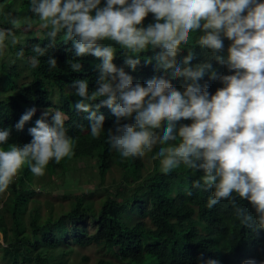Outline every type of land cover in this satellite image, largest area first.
<instances>
[{
  "label": "clouds",
  "instance_id": "9594fccd",
  "mask_svg": "<svg viewBox=\"0 0 264 264\" xmlns=\"http://www.w3.org/2000/svg\"><path fill=\"white\" fill-rule=\"evenodd\" d=\"M29 8L38 25L0 5V56L10 45L21 44L18 29L37 27L44 30L49 44L32 45L34 55L29 62L33 68L61 33L73 44L74 55L67 61L72 70L82 69L75 57L102 58L95 65L99 75L94 90H89L86 78L71 82L81 97L75 108L88 113L90 134L98 137L105 132L106 117L99 110L110 107L115 115L113 126L107 129L111 149L131 157L156 145L163 172L181 164L202 169L203 175L192 184L211 189L208 208L227 200L242 225L264 229V0H29ZM150 12L154 22L145 25ZM196 30L200 34L194 42L234 71L220 74L211 60L191 63L195 58L191 48L181 60L173 61L177 44H190ZM225 37L231 41L226 50ZM105 40L125 49L124 62L133 70L141 62L139 53L152 48L149 63L166 69L169 77L191 82L183 89L160 75L134 82L123 66L114 63L117 49ZM15 56H25L24 45ZM47 63L50 70L58 65L51 55ZM206 74L223 86L210 92L199 82ZM36 111L35 106L27 109L15 128L22 130ZM181 118H191V122L178 123ZM68 119L62 109L48 108L29 127L32 139L23 144L9 143L11 127H0V193L25 163L34 174L43 175L51 159L58 163L72 154L74 139L65 126ZM238 198L250 201L256 214L242 208ZM198 264L221 262L208 258ZM242 264H264V259L247 258Z\"/></svg>",
  "mask_w": 264,
  "mask_h": 264
},
{
  "label": "trees",
  "instance_id": "16d2710c",
  "mask_svg": "<svg viewBox=\"0 0 264 264\" xmlns=\"http://www.w3.org/2000/svg\"><path fill=\"white\" fill-rule=\"evenodd\" d=\"M21 1L26 11L18 15H26L39 22L29 8V0ZM151 22H154V13L150 12L143 24ZM199 34L200 30L192 34L190 44H177L173 61L181 60L191 48L195 51L191 63L211 60L220 74L234 71L216 61L211 50L194 42ZM23 39L20 45L12 48L10 45L7 52L12 56L24 45L23 58L26 62L22 67L29 72L24 73V81H20L23 78L20 76L22 67L0 60V127H11L9 143L23 144L32 139L28 129L43 113L39 110L53 107L47 83L59 80V98L64 102L61 105L58 102L57 106L69 115L65 126L74 139V146L72 154L58 163L51 159L47 165L48 172L66 168L78 158L94 157L99 184L104 181L106 172L117 166L124 181L118 188L122 185L135 187L122 202L105 188L102 189L105 191L104 199L97 209L90 201V195L81 194L73 195L68 210L55 213L52 205L47 204L48 210L44 213L40 204L30 200L35 191L31 188V169L25 163L8 189L0 193V264H65L69 244L80 247L96 244L112 253V258L100 257L94 264H198L199 260L208 258H215L221 264H242L247 258L264 259V229L254 230L242 225L234 206L227 200L208 208L211 189L193 187V180L203 175L202 169L196 171L181 164L165 173L161 169L160 158L153 150L154 166L145 173L142 154L123 157L117 150L111 149L107 129L113 126L115 115L106 105L99 110L106 117L105 132L98 137L90 134L88 113L70 105V99L78 96L71 82L86 78L89 90H94L99 75L95 65L102 58L93 54L75 57L82 63V69L72 70L67 61L74 55L73 44L61 33L56 44L49 48L47 55L40 57V64L33 68L29 62V57L34 55L32 45L40 43L47 46L49 40L45 38L44 30L42 36H25ZM224 39L226 50L231 41L227 37ZM103 43L115 45L114 63L123 66L133 76L134 82L143 83L149 75H160L180 89L191 82L181 76L169 77L166 69H157L154 63H149L148 57L154 52L152 48L139 53L141 62L133 70L125 64L126 52L118 42L105 40ZM49 55L55 56L58 64L51 70L47 63ZM199 82L212 93L223 86L222 81L207 74ZM32 106L37 108L32 119L25 123L22 130L16 129L15 124L21 115ZM190 122L191 118H181L178 123ZM238 203L246 211L256 214L250 201L238 198ZM131 210L136 211L139 219L128 225L121 219L123 213ZM142 219H147L150 226Z\"/></svg>",
  "mask_w": 264,
  "mask_h": 264
},
{
  "label": "rangeland",
  "instance_id": "374dc122",
  "mask_svg": "<svg viewBox=\"0 0 264 264\" xmlns=\"http://www.w3.org/2000/svg\"><path fill=\"white\" fill-rule=\"evenodd\" d=\"M5 11L11 10L12 12L19 14L23 10L26 11L25 6L21 0H3L0 2ZM20 16V15H19ZM22 20L30 19L28 16H20ZM3 19V17H0ZM34 25H38L39 22L30 19ZM9 26V25H5ZM19 35L24 36H42V30L34 27L30 30H25L20 28L17 30ZM23 37V38H24ZM24 41L22 39L21 43ZM12 48V46H10ZM0 60L5 61L11 65H15L18 68L25 65L26 60L24 58H17L15 54L11 56L10 52H5L3 56H0ZM23 68V67H22ZM21 68L20 81H24V73H28L27 68ZM2 75V74H1ZM4 76V75H3ZM2 76V77H3ZM30 79V76H27ZM47 87L51 94V99L53 102L52 108H58L57 103L63 104L64 99H60V81L52 80L47 83ZM4 93H1V95ZM68 94V92H65ZM81 99V97L76 96L70 99V105L75 106L76 102ZM47 110V109H46ZM44 112L45 110H39ZM156 145H153L149 150L142 152V157L145 163L144 172L150 171L153 166L152 151L156 150ZM151 153V154H150ZM159 158V157H158ZM46 170L43 175H36L31 171V177L33 181L31 183V188L34 189L35 193L30 197L31 202H36L41 205L42 211L45 213L48 210L47 204L52 205L53 211L55 213H62L70 208V202L73 195L85 194L89 196L90 201L93 203L95 208H99L101 202L104 199L105 191L102 189H108L110 193H114V196L118 201L122 202L125 198H128L129 194L132 192L135 186L123 187L119 184L124 182L122 179V171L117 166H112L104 177V181L99 184V176L97 174V161L94 157L78 158L75 161L69 163L66 168H59L57 172H48ZM127 181H125L126 183ZM120 193V194H117ZM124 214V216H123ZM122 214V221L128 225L134 223L139 219V215L136 211H129ZM130 220V221H129ZM146 222L147 226L150 223L147 219H142ZM91 224H89L90 228ZM2 239V233L0 232V240ZM67 260L65 264H94L98 258H112V253L106 248L98 246L96 244H90L85 247H80L76 244H69L66 248Z\"/></svg>",
  "mask_w": 264,
  "mask_h": 264
}]
</instances>
